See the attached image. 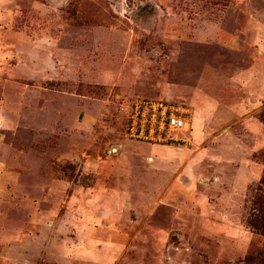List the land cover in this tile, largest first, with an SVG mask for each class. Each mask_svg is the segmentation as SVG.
Listing matches in <instances>:
<instances>
[{"label":"rangeland","instance_id":"374dc122","mask_svg":"<svg viewBox=\"0 0 264 264\" xmlns=\"http://www.w3.org/2000/svg\"><path fill=\"white\" fill-rule=\"evenodd\" d=\"M136 98L190 143L130 140ZM263 113L264 0H0V264L264 260Z\"/></svg>","mask_w":264,"mask_h":264},{"label":"built area","instance_id":"2783aa9c","mask_svg":"<svg viewBox=\"0 0 264 264\" xmlns=\"http://www.w3.org/2000/svg\"><path fill=\"white\" fill-rule=\"evenodd\" d=\"M126 120L130 140L150 144L190 143V111L182 102L136 98L128 104Z\"/></svg>","mask_w":264,"mask_h":264},{"label":"trees","instance_id":"16d2710c","mask_svg":"<svg viewBox=\"0 0 264 264\" xmlns=\"http://www.w3.org/2000/svg\"><path fill=\"white\" fill-rule=\"evenodd\" d=\"M260 120L264 123V113L261 114ZM254 160L264 163V150L253 156ZM257 194L253 203V213L249 217L247 224L249 228L259 236H264V172L256 189ZM244 264H264V260L258 256L250 255L245 258Z\"/></svg>","mask_w":264,"mask_h":264},{"label":"crops","instance_id":"0c3cea01","mask_svg":"<svg viewBox=\"0 0 264 264\" xmlns=\"http://www.w3.org/2000/svg\"><path fill=\"white\" fill-rule=\"evenodd\" d=\"M2 162V161H1ZM3 163V162H2ZM3 165V167H4V164H2ZM4 169H5V167H4ZM9 235V237H11V238H13V236L14 235H10V234H8ZM17 234H15V236H16ZM18 237V236H17ZM9 241V240H8ZM9 244L11 245V243L9 242ZM17 244V245H16ZM15 245H12V246H7V247H9V248H7L6 250H8V251H16V252H18V253H20L21 251H23V248H25L24 246H20V245H18V242L16 243Z\"/></svg>","mask_w":264,"mask_h":264}]
</instances>
